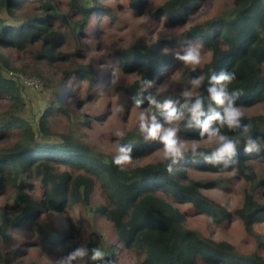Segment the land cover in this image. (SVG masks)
<instances>
[{"label": "trees", "instance_id": "obj_1", "mask_svg": "<svg viewBox=\"0 0 264 264\" xmlns=\"http://www.w3.org/2000/svg\"><path fill=\"white\" fill-rule=\"evenodd\" d=\"M113 1L118 2L0 0V264H36L28 262L31 257L40 263L56 258L69 264H123L122 251L134 252L135 264H264V202L259 197L264 191V113L246 112L264 105V0L224 2L219 14L202 23L192 20L208 0ZM122 9L134 18L147 13L151 21L187 29L179 37L165 36L151 44L138 40L116 53L104 47L100 54L96 48L91 56L88 42L92 30H98L97 22H120ZM196 45L209 59L186 68L180 78L185 87L199 77L196 93L156 92L182 64L171 48ZM114 56L119 64H113ZM115 65L135 76L123 88L126 110H118L122 124L128 121L130 106L146 113L136 126L113 132L116 150L109 149L110 140L103 137L97 147L89 143L102 119L84 114L79 105L99 99L95 92L113 76L100 68ZM222 72L235 73L228 91L240 93L235 105L243 113L239 127L213 124L219 135L236 142V162L228 167L208 162L219 139L202 136L190 111L200 100L201 121L223 113L209 93L212 76ZM10 73L36 79L51 92L36 123L23 116V81ZM78 87L86 99L79 104L70 91ZM70 96L74 100L66 102ZM166 101L178 116L171 123L167 110L157 106ZM153 119L164 130L177 129V139L191 144L177 163L157 156L164 148L159 138L145 139L140 125L150 126ZM249 137L260 145L259 151L245 150ZM121 146L132 148V160L117 166L114 157ZM238 180L246 187L236 209L204 192L210 183L228 186ZM98 195L103 202L96 203ZM78 213L75 225L70 214ZM199 215L216 228L239 221L253 250L241 251L189 226ZM88 217L109 224L114 240L108 242L95 231L81 236ZM81 250L83 256L69 261ZM96 251L102 255L93 259Z\"/></svg>", "mask_w": 264, "mask_h": 264}, {"label": "rangeland", "instance_id": "obj_2", "mask_svg": "<svg viewBox=\"0 0 264 264\" xmlns=\"http://www.w3.org/2000/svg\"><path fill=\"white\" fill-rule=\"evenodd\" d=\"M112 3L118 2L111 0ZM234 0H208L205 4H203L197 14L192 20L194 23H202L217 14L222 9L223 3L227 2L229 5H232ZM97 29L93 31V37L88 42V50L90 51L91 56L96 55V48L101 49V53L104 52V47L109 50L110 53L120 52L122 50H126L129 48V45L135 43L136 41H142L144 43H154L161 37H179L186 27H169L166 26L165 20H153L148 18L147 13H143L141 18H134L132 12L128 9H122L120 13V22H117L111 26H108L106 20L102 22H97ZM197 46V45H196ZM175 53H179L180 56L184 55L188 49L181 48H171ZM6 54V52H4ZM202 62H206L209 59V55L201 54ZM112 60L115 62L113 64H119V58L115 56L112 57ZM182 61V60H181ZM191 67L190 65H185L182 61V64L179 66V69L175 72V74L167 80V82L162 85L160 88L156 89V92H172L177 94L185 95L186 93L195 94L197 91L198 84L196 81H200L199 77H195L192 79V82H189V85L183 87L181 85V76L186 68ZM100 69H109V73L113 76L107 81L101 89L95 92V96L98 95L99 99L92 103L79 104L81 101L85 102V92L84 89H80L79 87L76 89H71L70 91L74 92V98L77 104L83 109L84 106V114L94 118L95 116H101V121L95 125V130L92 131V137L89 138V143L97 147L95 143L99 142V139L102 137L110 140L111 147L109 149L117 148L114 136H112L113 132H119V130L123 126H136L139 123L140 116L142 114H146L143 111H136L130 106L128 109V121L124 122V125L121 122V116H119V112H124L126 110V104L123 105L124 101H126V96L124 94L123 88L126 85H130L132 83L134 74L129 72H125L121 66H103ZM23 76V75H21ZM24 77V76H23ZM36 80V79H34ZM37 81L38 86L28 85L26 82H22L24 86L22 89V95L26 101V109L23 113V116L26 119L36 123L37 120L43 115L47 102H49V97L51 92L44 90L43 83ZM194 81V87L192 88V84ZM192 89H189V88ZM160 91V92H161ZM72 96V95H71ZM70 96V97H71ZM67 97L66 102H71L74 100L73 97ZM70 98V99H69ZM82 102V103H83ZM82 112V111H80ZM246 112L248 114H261L264 113V105L257 106L254 109H247ZM132 123H131V122ZM130 123V124H129ZM164 130V129H163ZM166 131V130H165ZM116 135V133H114ZM113 134V135H114ZM211 140L208 143H212ZM184 143V142H183ZM186 147H190L191 144L184 143ZM106 146V145H105ZM164 148H159L157 151V156L164 157ZM258 168H261L263 165H257ZM215 177V176H212ZM218 179L220 178H228L226 176H216ZM246 187L245 182L238 180L236 183L226 185H216L210 183L207 185V189H204V192L221 202L228 209L233 210L241 206L243 201V190ZM260 200L264 202V191L260 194ZM96 203L103 202L101 196H97ZM186 207V206H185ZM71 222L75 225L79 222L80 214L71 215ZM67 222V219H65ZM86 221V220H85ZM188 225L193 228H198L200 230L206 231L212 238L217 240H226L234 245H236L241 251L250 252L253 250L252 244L246 240L243 227L237 220H229L227 224L221 228H216L210 224L209 220L204 215H199L194 220H189ZM264 227L260 230H263ZM89 231H95L98 234L102 235L105 240L108 242H112L114 240V231L112 227L104 222L102 219H97L95 222L92 218L88 217L87 225L83 228L81 236H85ZM122 255L125 256L123 260V264H135L138 261L136 258V254L134 252H125L122 251ZM264 255V252H263ZM30 263L36 264H69L67 261L58 262V259H46L42 260L41 263L38 258L31 257L28 259Z\"/></svg>", "mask_w": 264, "mask_h": 264}, {"label": "clouds", "instance_id": "obj_3", "mask_svg": "<svg viewBox=\"0 0 264 264\" xmlns=\"http://www.w3.org/2000/svg\"><path fill=\"white\" fill-rule=\"evenodd\" d=\"M184 62L185 65L196 66L201 63L202 57L199 46L190 47L186 53L178 57ZM235 80V73H221L216 76L213 75L211 82L213 87L209 88V93L211 100L220 108L223 109V113L216 112L214 115L209 116L207 119L201 121L200 117L203 116V105L200 100H197L191 107V117L192 121L195 122L196 126L201 129V135L207 134L209 138L218 137L219 147L213 153V156L208 159L209 163L213 164H223L228 167L229 164L235 163L236 156V142L230 140L224 136L219 135V128H214V122H218L220 126L227 125L228 128H236L240 126V120L243 113L240 111L239 107L235 105L236 98L240 95L239 92L229 93L228 86ZM195 83H199L196 81ZM155 104V100L152 101ZM167 110V121L171 123L172 121L178 119L177 112L175 108L172 107L171 101H166L162 106ZM141 130L146 132L145 139L154 140L159 138L164 145V155L165 158L170 159L173 164L177 163L179 159L184 157L186 145L177 139V129L168 128L166 131L160 123H157L155 119L150 126L141 123ZM191 127V124L189 125ZM250 130V125L245 126V132ZM118 135H123V133H118ZM196 146L193 145L192 151L195 152ZM260 145L257 141L249 137L246 141L245 150L248 152L254 149L259 151ZM132 148L130 146H121L119 148V154L114 157V163L117 166H123L128 164L132 160ZM169 171H171V166H169ZM84 252L77 251L73 256L69 257V261L75 259L77 256H83ZM102 253L96 251L93 259L100 257Z\"/></svg>", "mask_w": 264, "mask_h": 264}, {"label": "built area", "instance_id": "obj_4", "mask_svg": "<svg viewBox=\"0 0 264 264\" xmlns=\"http://www.w3.org/2000/svg\"><path fill=\"white\" fill-rule=\"evenodd\" d=\"M9 76H10V77H13V78H17V79H19V80H21V81H23V82H26L28 85H31V86H38V85H37V81L34 80L33 78H29V79L25 80L23 76H21V75H15V74H13V73H10Z\"/></svg>", "mask_w": 264, "mask_h": 264}]
</instances>
